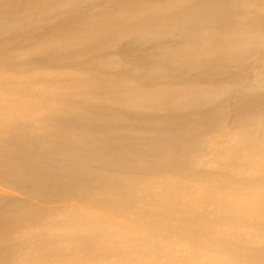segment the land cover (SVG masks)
<instances>
[{"label":"bare ground","instance_id":"bare-ground-1","mask_svg":"<svg viewBox=\"0 0 264 264\" xmlns=\"http://www.w3.org/2000/svg\"><path fill=\"white\" fill-rule=\"evenodd\" d=\"M263 21L264 0H0V185L51 188L77 209L52 225L0 200V249L28 244L22 264H161L151 242L181 241L165 228L194 212L212 233L229 222L231 255L220 261L189 238L188 264H264L263 246L250 247L264 230ZM26 67L27 82L68 68L77 85L42 84L26 102L8 75ZM230 120L239 135L226 132ZM87 204L120 217L74 215Z\"/></svg>","mask_w":264,"mask_h":264},{"label":"rangeland","instance_id":"rangeland-1","mask_svg":"<svg viewBox=\"0 0 264 264\" xmlns=\"http://www.w3.org/2000/svg\"><path fill=\"white\" fill-rule=\"evenodd\" d=\"M254 10L255 9L252 8L253 12H254ZM14 53H15V51H14ZM108 56L113 57L115 59L118 58L116 56V54H113V53H109ZM92 58H94L92 61L95 64H97V65L102 64V59L99 61L96 56L92 57ZM1 63L2 62L0 61V64ZM262 63L263 62H260L259 65L262 66ZM249 64H250V62H249ZM260 66L255 68V71H256V74L259 73V71H262L261 75H263V70H262V68H260ZM57 70L59 71L58 73H56V71H54L52 69H48V67H45L44 71L53 77L44 74L41 77V79H43V81H44L43 83L40 81L41 79L39 80L36 77V72L31 74V77L33 79L31 81L27 82L26 77H28V74L30 72L28 67H26L25 72L23 73V76H21V77H20V75H18L16 73L8 74L7 71L5 73L10 76V78H11L10 82L13 81V83L17 84V88H15V90H21L22 91L21 96L23 97V99L26 102H29V99H31L32 97L34 98L38 95V94L33 93V90L36 87H37V89L42 88L43 87L42 84H44L45 88H50L53 86L54 89H56L57 91L63 90L66 88H70L73 84L77 85L76 77H74V76L72 77V75H74L76 73L72 72L68 68H59ZM238 70L243 71V68L238 67ZM254 76H255L254 73L250 74L251 79H253ZM178 84L179 83L177 82V80H173L172 82H170L171 86H174V85L178 86ZM23 88H26V90H23ZM240 90L242 92H244L245 86H241ZM39 100H41V98ZM93 100L94 101L92 102L91 99L87 98V101H90L91 104H94L97 106H100L102 104V100H100V99L99 100L93 99ZM45 101H46V99H45ZM55 101H56V99H55ZM75 102L78 103L79 101H75ZM81 104L85 105L84 100L82 101ZM259 122H261L264 125V114L260 117ZM235 124H238V120H230L228 122L227 126L225 127V130L228 134L239 135V131L237 130V128L231 127L232 125H235ZM232 130H233V132H232ZM261 130L264 131L263 126H261ZM213 166L217 167V165H213ZM163 177L170 179L169 180L170 182L172 181V176L165 175ZM146 179H148V178H146ZM180 179L181 178H179L178 180H180ZM170 182H169V184H170ZM41 189L32 190L31 193L27 192V191L26 192H15L12 189H8V188L4 187L3 185H0V200H12V201H16L19 204H28L31 206V209H33L35 211L33 213L34 216L42 217L43 219H47L50 221V224H52V225H58V223L60 222L59 219L63 218V220H64V219H66V217L72 215V213L69 211L77 210L76 207H73V208L64 207L63 208L62 206L64 204H60V201H63V200H59V199L55 198L54 195L48 196L47 194H53L54 193L53 189H51V188L47 189V191H46L47 194ZM257 192H260V191H257ZM259 196L260 195H258V197ZM99 197H100V194H99ZM66 202L70 203L69 200H67ZM184 202L185 201L182 199V197L175 199V205H180ZM76 203L72 202L70 204H72L73 206H74V204H76L78 206L79 203L77 201H76ZM246 204H250V203L246 202ZM228 205H229V203H228ZM83 206H85V207L82 210H79L78 212H76L74 214L75 216H82V214H83L82 211L85 212V214L87 216H97L94 214L96 211V213L100 216L111 215V217H113L115 219L117 217H120L119 212L116 213V212H113L111 210L107 211V210L100 208V207L93 208L89 204L83 205ZM205 208H206L205 206H202L200 208V211L207 213ZM211 208H214V206H212ZM91 209H93L94 213H87ZM80 213H82V214H80ZM247 214L248 213H246V216H247ZM114 216H116V217H114ZM165 217H168V216H165ZM208 222H213V221H209L207 219H205L204 221H200V219L199 220L197 219L196 213L193 212L192 217L189 220H182L180 222L170 223L171 227L165 228L166 231L169 233L171 231H173L174 233H176L178 236L181 237V241L177 238H165V237H163V238L159 239L157 242L156 241L151 242L152 243L151 245H154L153 243H155V245L160 244L161 245L160 248L166 252L165 255L155 256V258L159 259L161 261V264H188V261H186V260L189 257V255L191 254L192 250L188 247V245H187L188 242L186 240L191 238L192 240L197 241L199 248L202 249V243L199 239V236L204 240L206 245H208V243H209V245L211 246V250L214 252L215 255H217L218 260L221 261L223 259V255L225 257H229L231 255V250H230L231 245L229 244V240L227 238V235L224 232L225 228L229 227V222L224 221V222L219 223L217 226L214 227V229H215L214 233H212V230L206 231L204 229V227L206 226V224ZM129 224L130 223H128V225ZM73 225H77V224H73ZM195 225L196 226L202 225V227L199 229V227H195ZM79 228H80V226L78 225L77 229H79ZM248 232H249V229L244 230L241 233V235H248ZM250 234L252 236H255L256 239L259 237L258 240H260V241H257V243H255L254 245H251V246L248 245L247 247H249V246L255 247L257 245H261L264 248V242H263V239L261 238L264 235V230H259L257 232L254 231L252 233L250 232ZM32 235H33V231L31 232L30 237H32ZM211 238H217V243L215 244V239L213 240ZM232 238H235L238 240V244H236L235 246H232V248H234L233 254H235V255L238 254L237 256H239L240 252L243 249L242 246H244V244L242 241H239L240 239H239L238 235H234V236H232ZM164 239L167 240L168 246L164 243V241H163ZM208 239H211V240L208 241ZM218 239H219V241H218ZM222 239L227 240V242L226 241L220 242ZM172 240H173V245L169 246V244L172 242ZM175 241H176V243H175ZM62 245L64 246L62 253H68L69 252V246L67 245V243H62ZM236 246H238V247H236ZM185 248H187V249H185ZM0 251L3 252V254H2L3 256H1V258L7 264H22L24 261H26L28 259H32V255L34 254L33 249L31 247H29L28 244H24L23 241L20 242L18 244V247L12 252H9V250L4 251L1 249H0ZM120 251L121 250L119 249V253H120ZM30 256H31V258H29ZM114 259H115V257L110 256L109 258H103L102 261L105 264H108L107 261H111ZM197 264H200V263H197Z\"/></svg>","mask_w":264,"mask_h":264}]
</instances>
